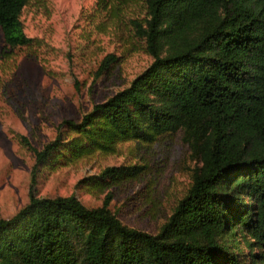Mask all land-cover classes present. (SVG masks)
I'll use <instances>...</instances> for the list:
<instances>
[{
	"label": "trees",
	"instance_id": "trees-1",
	"mask_svg": "<svg viewBox=\"0 0 264 264\" xmlns=\"http://www.w3.org/2000/svg\"><path fill=\"white\" fill-rule=\"evenodd\" d=\"M27 4L0 0V57L32 46L21 20ZM103 13L102 31L130 26L153 62L80 121L61 124L42 150L31 149L30 200L0 219V264H264V0H98L95 15ZM117 61L108 56L101 72ZM175 135L195 166L155 234L126 225L111 194L89 208L74 195L34 192L40 172ZM146 169L106 167L78 187L101 193Z\"/></svg>",
	"mask_w": 264,
	"mask_h": 264
},
{
	"label": "rangeland",
	"instance_id": "rangeland-1",
	"mask_svg": "<svg viewBox=\"0 0 264 264\" xmlns=\"http://www.w3.org/2000/svg\"><path fill=\"white\" fill-rule=\"evenodd\" d=\"M97 3L28 0L21 20L34 42L0 57V219H10L29 203L31 149L42 150L58 136L61 124L80 121L153 62L130 26L99 28L105 13L95 15ZM110 55L117 63L101 72ZM130 164L147 167L135 182L101 193L78 187L106 167ZM194 166L181 136H168L147 148L126 143L116 155L40 172L34 192L40 198L74 195L89 208L102 206L111 194V210L126 225L155 234L186 194Z\"/></svg>",
	"mask_w": 264,
	"mask_h": 264
}]
</instances>
